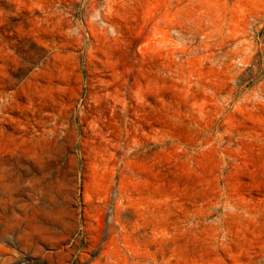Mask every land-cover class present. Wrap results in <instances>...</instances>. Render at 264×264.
Segmentation results:
<instances>
[{"label": "rangeland", "instance_id": "374dc122", "mask_svg": "<svg viewBox=\"0 0 264 264\" xmlns=\"http://www.w3.org/2000/svg\"><path fill=\"white\" fill-rule=\"evenodd\" d=\"M0 264H264V0H0Z\"/></svg>", "mask_w": 264, "mask_h": 264}]
</instances>
